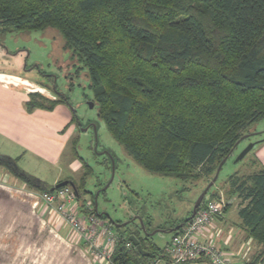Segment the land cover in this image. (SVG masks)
<instances>
[{
    "label": "trees",
    "instance_id": "obj_1",
    "mask_svg": "<svg viewBox=\"0 0 264 264\" xmlns=\"http://www.w3.org/2000/svg\"><path fill=\"white\" fill-rule=\"evenodd\" d=\"M47 28L61 34L64 50L88 70L94 104L111 135L151 172L209 183L264 119V0H0L1 31ZM58 102L33 93L26 107L53 111ZM0 168L37 191L53 188L9 156L0 154ZM225 187L227 198L239 199L249 238L262 246L250 263L260 264L264 168L234 174ZM138 239L155 258L165 257L166 249ZM151 261L125 242L113 256L114 264Z\"/></svg>",
    "mask_w": 264,
    "mask_h": 264
},
{
    "label": "rangeland",
    "instance_id": "obj_2",
    "mask_svg": "<svg viewBox=\"0 0 264 264\" xmlns=\"http://www.w3.org/2000/svg\"><path fill=\"white\" fill-rule=\"evenodd\" d=\"M82 66L64 50V41L56 29L6 33L0 30V71L31 80H24L23 86L39 91L46 98L55 95L60 100L57 104L60 111L54 118L74 126L64 143L53 138L50 130L47 133L33 125L23 127V165L20 167L47 185H53L56 179L74 182L81 203L97 208L100 215L105 214L103 221L116 233L125 238L138 236L147 240L148 246L154 244L165 250L175 234L158 231L149 236L148 233L170 229L188 218L208 180L201 177L182 181L151 172L135 161L109 132L100 117L99 105L91 107L93 89L88 70L80 69ZM48 125L55 130V124L54 128ZM245 135L248 138L233 150L202 205L212 200L213 192L225 186L230 176L251 174L264 168V119L252 125ZM255 142L253 150L238 160L245 148ZM26 188L31 187L26 184ZM24 197H16L18 201L0 199V264H23V254L26 251L35 254L36 249L44 264H72L64 255L68 254L67 250L59 244L53 252L46 240L35 245L38 236L31 230L33 218L16 211L23 209L19 204L23 202L28 206L32 203L33 207L34 202ZM236 209L234 205L231 219H238ZM112 222L127 225L116 227ZM142 223L145 229L141 228Z\"/></svg>",
    "mask_w": 264,
    "mask_h": 264
},
{
    "label": "crops",
    "instance_id": "obj_3",
    "mask_svg": "<svg viewBox=\"0 0 264 264\" xmlns=\"http://www.w3.org/2000/svg\"><path fill=\"white\" fill-rule=\"evenodd\" d=\"M6 78L11 79L10 81L14 80L13 83L6 80ZM24 80L32 82L22 76L0 71V154L16 159L19 167L23 165V127L33 125L42 132L47 131V133L50 130L53 138L63 143L74 131L73 125L66 124L64 121H57L54 118L53 115L60 111L57 107L53 111L42 109L29 111L27 109L26 104L30 100L31 94L39 93V91L31 90L23 86ZM35 85L42 86L38 83ZM49 99L57 100V97L54 95ZM48 124H52V127L55 124V130L50 129ZM59 182L61 181L56 179L53 185L46 184V186L54 187ZM225 191L226 187L223 186L217 188L213 194H218L216 198L227 200L230 204L226 208L225 213L216 219L211 226L206 228L203 234L199 236V239L203 242H211L221 247L230 258L240 264H250L261 251L262 246L256 240L249 238L247 230L242 225L239 217V199L237 197L225 198ZM39 192L36 189L26 188V184L23 181L13 176L8 170L0 168V199L3 197L5 200L10 199L11 201L16 200V197L25 198L24 196H27L34 202V208L32 207V203L30 206L24 202L23 205L19 203L23 209L17 208L16 211L19 214L23 213L28 218H33L31 230L35 231L38 239H40V241L38 239L35 241V245L38 246V242L40 243L46 240V243H51L53 252L57 251L56 246L59 244L67 250L68 254L64 253V255L70 259L69 262L73 261L72 264H114L108 261L93 259L87 252L84 242L76 238L72 229L58 220L46 204L39 199L41 191ZM234 205L237 207L236 214L238 219H231L230 217V211ZM4 212L3 216L5 214ZM22 223L24 229V222ZM44 237L46 238L44 239ZM23 255L25 256H23V264L45 263L40 255H38V249H36L35 254H29L26 251V254L24 253ZM188 264L212 263L208 260H199ZM260 264H264V262Z\"/></svg>",
    "mask_w": 264,
    "mask_h": 264
},
{
    "label": "built area",
    "instance_id": "obj_4",
    "mask_svg": "<svg viewBox=\"0 0 264 264\" xmlns=\"http://www.w3.org/2000/svg\"><path fill=\"white\" fill-rule=\"evenodd\" d=\"M39 199L58 220L72 229L76 238L84 242L93 259L113 263V256L121 243L132 247L130 240L116 233L100 216L90 213L93 207L80 203L72 186L41 192ZM229 204V201L219 199L201 206L197 214L173 236L165 250V257L154 258L149 264H188L199 260H208L212 264H240L221 247L199 239L206 228L225 213Z\"/></svg>",
    "mask_w": 264,
    "mask_h": 264
},
{
    "label": "water",
    "instance_id": "obj_5",
    "mask_svg": "<svg viewBox=\"0 0 264 264\" xmlns=\"http://www.w3.org/2000/svg\"><path fill=\"white\" fill-rule=\"evenodd\" d=\"M91 107H92V108L94 107V103L91 104ZM246 138H248V135H244V136L239 140V142L236 144L235 148H236V147H237V146H238L243 140H245ZM255 145H257V142H255V143H251L247 148H245V150L242 152V154L240 155V157H239L238 160H242V159H244V158L247 156V154H248L250 151L253 150V148L255 147ZM235 148H234V149H235ZM234 149H233V150H234ZM232 152H233V151H232ZM232 152H231V153H232ZM230 155H231V154H230ZM230 155H229V156H230ZM229 156L226 157V158L221 162V164L219 165L218 170H217V172H216L214 178L209 182L208 186L205 188V190L202 192V194H201V195L199 196V198L197 199V201H196V203H195V205H194V207H193L192 215H191V217H190L188 220H191V219L197 214L198 210L201 208V206H202V204H203V202H204V200H205L207 194L210 192L211 188H212V187L215 185V183L217 182V180H218V178H219V175H220V172H221L223 166L225 165V163L227 162ZM113 163H114V161H113ZM67 185L72 186V188L74 189V191L77 193L76 186H75L74 184H71V183L68 182V181L61 182V183L57 184L56 186H54L52 189H58V188H61V187L67 186ZM96 210H97V208H96ZM100 216H105V214H102V215H100ZM188 220H187V221H188ZM113 224H114V226H116V227H122V226L127 225V223H116V222H113ZM184 225H185V223H182V224H180L179 226H177V227L174 228V229H170V230H163V229H161V230L154 231V232H152V233H148V235H149V236H153V235H155L158 231L168 232V233H174V232L179 231ZM141 228L145 229L143 223H142V225H141ZM129 240H130V241L133 243V245L136 247V250H137L140 254H142L143 256L148 257V258H151V259H154V258L156 257V255H155L154 253L149 252V251H146L145 249H143V246H142V244L140 243V240L138 239L137 236H135V235H131V236L129 237Z\"/></svg>",
    "mask_w": 264,
    "mask_h": 264
}]
</instances>
